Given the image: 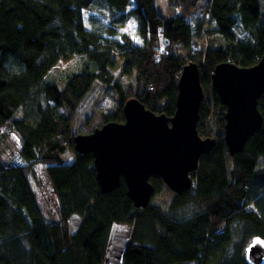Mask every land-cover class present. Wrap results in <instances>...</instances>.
I'll return each instance as SVG.
<instances>
[{"label":"trees","instance_id":"16d2710c","mask_svg":"<svg viewBox=\"0 0 264 264\" xmlns=\"http://www.w3.org/2000/svg\"><path fill=\"white\" fill-rule=\"evenodd\" d=\"M197 1L168 0L177 13L164 18L155 0H0V129L11 123L25 161L0 170V264H104L114 235L126 227L119 264H247L245 245L254 235L264 238V90L257 102L261 127L230 155L222 137L225 106L209 76L219 62L249 66L262 55L264 0H209L207 23L188 22ZM201 32L208 43L197 62L203 89L197 130L215 144L200 156L191 187L175 193L169 205L190 202L189 215L167 214L158 204L135 207L122 178L100 192L90 151L74 150L70 162L61 157L73 147L74 134L59 106L72 111L97 79L110 83L118 97L102 123L123 121L122 105L130 97L171 116L186 63L175 49L194 60ZM162 48L168 53L156 58ZM74 56H83L84 66L63 90L44 81L53 65ZM119 60L134 80L127 90L113 81ZM210 118L214 132L204 129ZM39 162L45 163L40 190L52 196L57 217H46L30 179ZM149 180L158 192L161 178ZM72 215L79 222L71 231Z\"/></svg>","mask_w":264,"mask_h":264},{"label":"water","instance_id":"95a60500","mask_svg":"<svg viewBox=\"0 0 264 264\" xmlns=\"http://www.w3.org/2000/svg\"><path fill=\"white\" fill-rule=\"evenodd\" d=\"M209 80L225 106L222 137L228 153L233 155L242 150L246 139L262 125L257 102L264 90V49L249 66L230 61L215 64ZM202 98L199 66L189 61L178 76L175 110L171 116L155 113L137 98L130 97L122 105L123 121L110 120L90 132L75 133L73 149L92 153L99 191H111L122 178L133 205L145 207L154 193L151 175H158L176 194L188 190L200 156L215 144L213 137H201L197 130ZM116 238L118 242L112 240L114 245L109 248L119 264L128 238L126 233L123 238ZM244 259L247 264L264 263L262 236L251 237L244 248Z\"/></svg>","mask_w":264,"mask_h":264},{"label":"rangeland","instance_id":"374dc122","mask_svg":"<svg viewBox=\"0 0 264 264\" xmlns=\"http://www.w3.org/2000/svg\"><path fill=\"white\" fill-rule=\"evenodd\" d=\"M209 5V0H198L196 2V7L194 11L185 16V19L188 22L196 23L198 21H204L207 23V20L203 18V15H207V11L205 12V8ZM264 4L261 3V14L262 17L264 15ZM155 6L157 11L164 16V18H168L169 16L175 15L177 11H174L169 7L168 0H155ZM201 21V22H202ZM198 41L194 44L197 49L193 53L194 60H191L187 53H184L181 50H177V52L187 61H193L197 63L199 58H201V54L206 49L208 43V36H206L203 32L198 35ZM199 49L201 52H199ZM172 51V50H170ZM174 51V49H173ZM192 54V53H191ZM84 66V57L83 56H74L66 61H59L55 65H53L49 72L44 77L45 82H52L54 86L59 90H63L70 76L76 72H79L83 69ZM121 61H118V64L115 68L112 69V75H114V80L117 81L123 89H128V86L134 83V80L131 76L124 74L121 71ZM53 103V101H51ZM118 105V97L117 92L109 83H103L97 79H95L87 91V93L82 97L77 106L71 111L69 107L62 103L59 106V110H61L66 115L70 116V129L73 134L75 133H86L92 131V129L96 126L101 125V119L103 115L116 108ZM22 112L19 110L16 113V116H21ZM12 119V118H11ZM204 129L210 130L214 132L216 127L214 126V121L210 118L209 122L204 124ZM202 126V125H201ZM215 132L214 134H216ZM20 148V138L15 130L12 128L11 123L9 122L7 125H4L0 129V170L2 167L13 164H24L25 161L19 155ZM74 153L73 147L66 148L62 153L61 157L65 162H70ZM229 164V161H228ZM41 167H45V163L39 162L35 163V171L33 173L30 172V179L32 184L39 189L40 200L42 203L43 212L47 218L57 217L54 212L53 207L55 206L53 199H51V195L48 194L47 191H41L40 186L45 183L44 176L41 173ZM35 176L37 179L35 180ZM175 193L172 192L165 184H162L160 190L158 192H154L150 197V204H158L164 208L165 213L173 215L175 213L176 216L179 217L181 214L182 217L189 215V208L192 207V204L189 202L183 207L174 209L169 205L174 198ZM174 209V210H173ZM79 222L78 215H72L69 220V228L74 230ZM128 227L125 228V231H119L128 233ZM118 237H122V234L114 235ZM118 242V241H115ZM111 245H114L113 242H110ZM117 257L113 255V249L108 251L107 256L105 257L104 264H117L115 260Z\"/></svg>","mask_w":264,"mask_h":264},{"label":"built area","instance_id":"2783aa9c","mask_svg":"<svg viewBox=\"0 0 264 264\" xmlns=\"http://www.w3.org/2000/svg\"><path fill=\"white\" fill-rule=\"evenodd\" d=\"M196 50H197L196 47H194V51H196ZM166 53H168V51L166 49H163V48L159 49L158 51H156L155 57L158 58V56L166 54Z\"/></svg>","mask_w":264,"mask_h":264},{"label":"flooded vegetation","instance_id":"af4514ba","mask_svg":"<svg viewBox=\"0 0 264 264\" xmlns=\"http://www.w3.org/2000/svg\"><path fill=\"white\" fill-rule=\"evenodd\" d=\"M121 233H122V237H120V238H123L124 232H121ZM121 233H120V234H121ZM127 238H128V237H127Z\"/></svg>","mask_w":264,"mask_h":264},{"label":"clouds","instance_id":"9594fccd","mask_svg":"<svg viewBox=\"0 0 264 264\" xmlns=\"http://www.w3.org/2000/svg\"><path fill=\"white\" fill-rule=\"evenodd\" d=\"M187 63V62H186Z\"/></svg>","mask_w":264,"mask_h":264}]
</instances>
